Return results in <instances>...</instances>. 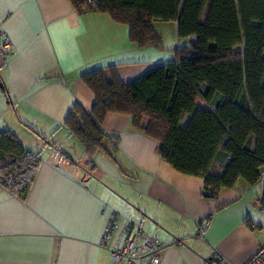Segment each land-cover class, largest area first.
<instances>
[{"label":"crops","instance_id":"obj_1","mask_svg":"<svg viewBox=\"0 0 264 264\" xmlns=\"http://www.w3.org/2000/svg\"><path fill=\"white\" fill-rule=\"evenodd\" d=\"M3 36L11 51L0 53V89L10 103L1 98L0 131L39 152L41 162L24 201L0 187V264H111L109 249L98 245L111 212L120 216L114 237L132 221L159 247V264H207L215 254L242 264L264 243V167L256 184L239 179L210 199L203 179L162 160L156 140L127 115L104 117L101 129L117 142L104 138L92 158L63 127L75 103L93 105L83 73L115 66L127 84L178 47H138L127 26L104 13L80 14L69 0H0ZM59 136L73 153L56 144Z\"/></svg>","mask_w":264,"mask_h":264},{"label":"trees","instance_id":"obj_2","mask_svg":"<svg viewBox=\"0 0 264 264\" xmlns=\"http://www.w3.org/2000/svg\"><path fill=\"white\" fill-rule=\"evenodd\" d=\"M69 1L80 14L104 13L127 26L130 41L138 47L161 45L154 22L174 23L179 38L195 37L194 44L176 48L170 61L130 83L119 80L115 66L81 75L93 93V105L87 111L75 103L63 127L88 158L103 150L104 138L117 142L101 124L108 113H118L129 116L133 128L156 140L157 153L176 171L201 177L205 198H216L239 179L250 186L260 180L264 0ZM39 156L10 131H0V187L24 201ZM259 203L264 207V192Z\"/></svg>","mask_w":264,"mask_h":264},{"label":"built area","instance_id":"obj_3","mask_svg":"<svg viewBox=\"0 0 264 264\" xmlns=\"http://www.w3.org/2000/svg\"><path fill=\"white\" fill-rule=\"evenodd\" d=\"M88 2H92L88 0ZM9 41L3 36L0 41V53H10ZM119 215L111 212L108 222L99 240V247L109 249L111 264H159L160 249L130 220H124L121 232L114 237L118 227ZM208 221L203 220L197 226V238L203 240ZM213 264H230L218 254ZM242 264H264V243L259 244L254 253Z\"/></svg>","mask_w":264,"mask_h":264},{"label":"rangeland","instance_id":"obj_4","mask_svg":"<svg viewBox=\"0 0 264 264\" xmlns=\"http://www.w3.org/2000/svg\"><path fill=\"white\" fill-rule=\"evenodd\" d=\"M154 27H155V30L157 31V33L162 37L161 47H160V48H162V50L164 49L165 51H170L175 47H181V46L190 44V39H191L190 37L178 38V36L176 35V26L173 23L154 22ZM193 39H194V37H193ZM178 40L180 43H176ZM2 97L5 99V101L7 100L8 103H10L7 95L5 97L2 96V91L0 89V102H1ZM16 119H17V121L22 120V119H19L18 116H16ZM183 122H184V120H182L180 122V125H182ZM14 127H15L14 125H11V128H14ZM55 142L57 145H59V147L62 148L63 152L67 153V151H70L71 153H73L72 152L73 148H70L67 145V144H69V141L67 140V138H62L59 136V137H57V139H55ZM75 145H76V147H80V145L78 143H76ZM66 146L68 147L69 150L67 148H65Z\"/></svg>","mask_w":264,"mask_h":264}]
</instances>
